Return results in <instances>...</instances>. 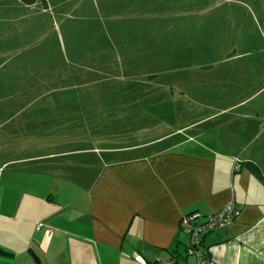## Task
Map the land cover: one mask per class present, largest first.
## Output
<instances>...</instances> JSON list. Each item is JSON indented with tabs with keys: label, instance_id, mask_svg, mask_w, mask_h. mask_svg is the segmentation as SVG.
Instances as JSON below:
<instances>
[{
	"label": "crops",
	"instance_id": "0c3cea01",
	"mask_svg": "<svg viewBox=\"0 0 264 264\" xmlns=\"http://www.w3.org/2000/svg\"><path fill=\"white\" fill-rule=\"evenodd\" d=\"M18 1L17 11L49 12ZM17 11L0 17L1 29ZM251 56L257 65L245 72L202 70L196 86L168 87V96L154 88L144 101L112 102L119 134H81L87 116L74 110L85 108L72 104L76 89L28 103L38 116L49 110L51 123L40 136L0 137V264H194L181 220H203L231 200L233 224L204 236L210 262L264 264V48ZM235 78L245 85L229 101Z\"/></svg>",
	"mask_w": 264,
	"mask_h": 264
},
{
	"label": "rangeland",
	"instance_id": "374dc122",
	"mask_svg": "<svg viewBox=\"0 0 264 264\" xmlns=\"http://www.w3.org/2000/svg\"><path fill=\"white\" fill-rule=\"evenodd\" d=\"M31 1L37 11L47 6L49 12L17 11L18 0H0L2 19L10 8L17 11L0 28V137L43 135L42 126L48 129L51 123L49 110L38 116L35 105L26 106L57 101L64 89H76L78 98L72 104L85 107L74 108L86 112L81 134H119L112 102L127 103L132 96L144 101L143 91L154 88L168 96V87L177 90L191 81L196 86L202 70L245 72L257 65L251 54L264 48V0ZM13 40L14 45H3ZM7 47L10 52L2 54ZM170 55L174 66L166 57ZM126 61L133 64L125 66ZM11 71L14 74L7 73ZM235 84L245 82L235 78L224 93L229 101L240 97ZM59 123L67 121L62 117ZM187 257L195 263L194 255Z\"/></svg>",
	"mask_w": 264,
	"mask_h": 264
},
{
	"label": "built area",
	"instance_id": "2783aa9c",
	"mask_svg": "<svg viewBox=\"0 0 264 264\" xmlns=\"http://www.w3.org/2000/svg\"><path fill=\"white\" fill-rule=\"evenodd\" d=\"M240 165L237 160L234 171H239ZM237 215L234 209L233 201L231 200L220 212L213 216H209L206 219L205 224L197 226L195 220L199 218V214H193L191 216L185 217L180 222V229H182L187 235H189V247L188 254L194 255L196 260L194 264H212L210 260L204 258L202 251L199 249L201 243L200 234L203 231H212L223 227H230ZM40 227V225H39ZM136 261L140 264H147L145 261L136 258ZM150 264H174L173 261L166 263H150ZM184 264V263H183ZM187 264V263H185Z\"/></svg>",
	"mask_w": 264,
	"mask_h": 264
},
{
	"label": "trees",
	"instance_id": "16d2710c",
	"mask_svg": "<svg viewBox=\"0 0 264 264\" xmlns=\"http://www.w3.org/2000/svg\"><path fill=\"white\" fill-rule=\"evenodd\" d=\"M197 214V213H196ZM193 215V214H192ZM191 216V215H190ZM208 217H205V219H203V220H200L201 219V216L199 215V218H197L196 220H195V224L197 225V226H200V225H203V224H205V222H206V219H207ZM181 231H183L182 229H181ZM214 230H212V231H203L201 234H200V239H201V243H200V245H199V249L202 251V253H203V256H204V258L205 259H207V260H209V254H208V251L206 250V249H204L203 248V239H204V236L205 235H207L208 233H211V232H213ZM184 232V231H183ZM185 233V232H184ZM186 234V233H185ZM187 235V234H186ZM188 236V238H189V235H187ZM188 247H189V245H187V248H186V255L188 254ZM0 254H7L4 250H2L1 248H0ZM189 255V254H188ZM173 263L174 264H183V263H180V262H178V261H173ZM185 263H187V262H185ZM184 263V264H185Z\"/></svg>",
	"mask_w": 264,
	"mask_h": 264
}]
</instances>
